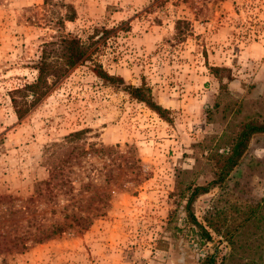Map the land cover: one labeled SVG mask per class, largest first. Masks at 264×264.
<instances>
[{
    "label": "rangeland",
    "instance_id": "obj_1",
    "mask_svg": "<svg viewBox=\"0 0 264 264\" xmlns=\"http://www.w3.org/2000/svg\"><path fill=\"white\" fill-rule=\"evenodd\" d=\"M61 2L76 12L63 27ZM61 33L91 59L17 118L13 91L35 81L42 44ZM94 63L150 88L172 123L98 78ZM247 120L264 122V0H0V209H16L12 231L65 226L0 264H200L208 253L216 264H264V133L192 204L202 224L208 216L230 228L233 245L210 229L203 243L174 194L176 179H212L202 154L224 150ZM257 202L261 221L238 227Z\"/></svg>",
    "mask_w": 264,
    "mask_h": 264
},
{
    "label": "trees",
    "instance_id": "obj_2",
    "mask_svg": "<svg viewBox=\"0 0 264 264\" xmlns=\"http://www.w3.org/2000/svg\"><path fill=\"white\" fill-rule=\"evenodd\" d=\"M43 1L47 4L51 0ZM61 5L66 9V13L64 16L57 18L56 23L59 24V27L64 26L65 20L72 21L76 17L75 9L71 4L61 2ZM177 23L179 24L180 21ZM90 59L91 57L90 54H88L87 46L76 36L61 33L54 39L44 42L41 48L40 59L34 67L37 71L35 81L30 84H25L23 87L13 91V93L21 94L20 97H15L13 94L11 96L12 105L17 118H22L29 111L30 107L43 97L52 85L61 79L69 69ZM92 69L98 78L109 85L125 91L130 97L144 103L148 108L155 111L162 119L168 123H172L173 119L170 116V110L154 100L150 88L145 85L134 86L127 84L121 76L109 74L97 63L93 64ZM217 70L218 68H215V71ZM83 133L84 130L72 132L65 136V140L71 143L73 140L80 138ZM258 133H264V122L247 120L241 123L236 136L231 139L229 145L224 150H220V144H216L218 147L215 149L209 148L205 150L206 153H203L202 157L209 163L210 172L212 174V179L207 183H189L186 186H182V182L176 179L174 194L184 199L187 221L197 229L203 243L213 239L210 231L212 230L216 235L223 236L228 239L232 245L234 244L233 231L230 228L223 231L217 220L208 216L204 217L205 224H202L197 220L192 204L198 196L224 184L244 156L251 137ZM57 168L58 167L55 166L50 170V177L48 180L36 183V196L45 195L47 190H49V184L57 178ZM42 184H45V188L42 187ZM48 196H52L51 191L48 192ZM2 201V197H0V203ZM29 201H33V196H30ZM259 205L260 203L257 202L255 206H252L243 216L242 220L239 221L237 226L240 227L252 221L260 222L262 217L261 214H259V209H257ZM15 214L16 209L8 211L0 209V254L12 251H23L28 248L31 243H39L53 235L61 234L65 228L62 224H54L51 226V229L36 230L33 234L17 232L16 229L12 231L11 228L7 226L13 224L10 222L13 221L11 219ZM88 220V216L74 217V222L76 224H81V221L86 222ZM8 222L9 224H7ZM216 262L217 254L208 253L202 258L200 264H216Z\"/></svg>",
    "mask_w": 264,
    "mask_h": 264
}]
</instances>
